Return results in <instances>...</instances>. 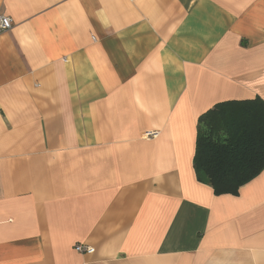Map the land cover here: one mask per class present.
<instances>
[{"label": "crops", "instance_id": "1", "mask_svg": "<svg viewBox=\"0 0 264 264\" xmlns=\"http://www.w3.org/2000/svg\"><path fill=\"white\" fill-rule=\"evenodd\" d=\"M0 15V264H264V170L216 196L193 169L200 115L264 102V0Z\"/></svg>", "mask_w": 264, "mask_h": 264}, {"label": "trees", "instance_id": "2", "mask_svg": "<svg viewBox=\"0 0 264 264\" xmlns=\"http://www.w3.org/2000/svg\"><path fill=\"white\" fill-rule=\"evenodd\" d=\"M193 169L214 195H238L264 170V102L226 101L200 115Z\"/></svg>", "mask_w": 264, "mask_h": 264}, {"label": "built area", "instance_id": "3", "mask_svg": "<svg viewBox=\"0 0 264 264\" xmlns=\"http://www.w3.org/2000/svg\"><path fill=\"white\" fill-rule=\"evenodd\" d=\"M11 20L10 18L6 17V16H1L0 15V34L8 31L11 29L12 25H11ZM158 135L157 132H147L145 133L144 137L147 139H152V138H156ZM75 251L81 254H93L94 253V249L92 247H86L83 245H76L74 247Z\"/></svg>", "mask_w": 264, "mask_h": 264}]
</instances>
